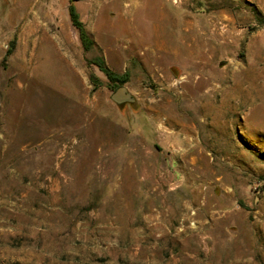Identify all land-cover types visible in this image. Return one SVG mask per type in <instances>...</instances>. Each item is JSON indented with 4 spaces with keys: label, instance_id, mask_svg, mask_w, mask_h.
<instances>
[{
    "label": "rangeland",
    "instance_id": "374dc122",
    "mask_svg": "<svg viewBox=\"0 0 264 264\" xmlns=\"http://www.w3.org/2000/svg\"><path fill=\"white\" fill-rule=\"evenodd\" d=\"M135 1L0 0V264H264V0Z\"/></svg>",
    "mask_w": 264,
    "mask_h": 264
},
{
    "label": "trees",
    "instance_id": "16d2710c",
    "mask_svg": "<svg viewBox=\"0 0 264 264\" xmlns=\"http://www.w3.org/2000/svg\"><path fill=\"white\" fill-rule=\"evenodd\" d=\"M76 1H79V0H71V5L69 8L70 17H71V20H72L74 27L77 28L79 31L80 38H81L82 42L84 43L86 48H88L90 46L91 42L89 41L88 35H87L85 28H84V24L81 21L80 16L77 13L76 8L74 6V3ZM99 66L102 69V71H104L106 76L110 79V81H112L113 83L119 84V85H124L128 81V75L127 74L120 76V75L114 73L113 71H111L110 69H108L103 63H101Z\"/></svg>",
    "mask_w": 264,
    "mask_h": 264
},
{
    "label": "crops",
    "instance_id": "0c3cea01",
    "mask_svg": "<svg viewBox=\"0 0 264 264\" xmlns=\"http://www.w3.org/2000/svg\"><path fill=\"white\" fill-rule=\"evenodd\" d=\"M136 3H137V1L130 0V3L127 4V5H129L128 8L132 9V8H136V7H139V6L154 7L153 4H136ZM123 8H124V6H123ZM162 27H164L162 29L163 30L162 32H160V28H157V27L155 28L156 35H155L154 39L152 40V45L148 47L149 50H147L148 51L147 53H150L152 55H156V54H160V52H162V51H164V52L168 51L167 49H164V48L162 49V46H164V44L166 43V42L162 41V37L163 36L164 37L167 36V33H165L166 26H162ZM137 33H138V38L137 39H133L131 37L130 42H129L130 45H131V43L133 41H139V40H143L144 39V34L142 32L137 30ZM178 50H176L175 46L172 45V50L171 51L169 50L168 52L176 54V55H181Z\"/></svg>",
    "mask_w": 264,
    "mask_h": 264
},
{
    "label": "water",
    "instance_id": "95a60500",
    "mask_svg": "<svg viewBox=\"0 0 264 264\" xmlns=\"http://www.w3.org/2000/svg\"><path fill=\"white\" fill-rule=\"evenodd\" d=\"M111 98L118 105L135 102L134 96L128 91V89L125 86L119 87L112 94Z\"/></svg>",
    "mask_w": 264,
    "mask_h": 264
},
{
    "label": "built area",
    "instance_id": "2783aa9c",
    "mask_svg": "<svg viewBox=\"0 0 264 264\" xmlns=\"http://www.w3.org/2000/svg\"><path fill=\"white\" fill-rule=\"evenodd\" d=\"M181 0H173L175 4L179 3Z\"/></svg>",
    "mask_w": 264,
    "mask_h": 264
}]
</instances>
